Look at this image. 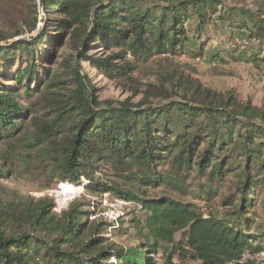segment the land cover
<instances>
[{
	"label": "trees",
	"instance_id": "1",
	"mask_svg": "<svg viewBox=\"0 0 264 264\" xmlns=\"http://www.w3.org/2000/svg\"><path fill=\"white\" fill-rule=\"evenodd\" d=\"M26 1V18L0 37V183L38 165L48 189L87 181L99 200L108 193L149 215L134 222L141 243L103 247L105 224L90 220L84 206L56 215L48 198L14 199L0 206V264H176L174 256L258 264L244 257L264 249L254 244L260 236L249 234L250 194L264 192V105L204 87L173 61L203 57L211 24L263 52L264 6L252 12L223 0H38L42 29L28 42L9 43L37 30V0ZM51 40L66 42L69 52L46 58ZM17 58L23 62L14 70ZM84 63L113 83L132 84L140 100L100 102ZM143 68L155 83L135 84ZM101 170L116 180L99 182ZM192 176L235 180V193L221 199L229 219L205 218L174 198L189 193Z\"/></svg>",
	"mask_w": 264,
	"mask_h": 264
},
{
	"label": "rangeland",
	"instance_id": "2",
	"mask_svg": "<svg viewBox=\"0 0 264 264\" xmlns=\"http://www.w3.org/2000/svg\"><path fill=\"white\" fill-rule=\"evenodd\" d=\"M223 2L228 6L249 9L252 12L257 7L264 6V0H223ZM28 6L26 0H0V37L13 32L22 19L26 18ZM35 12L38 13L37 30L32 34H23L21 37L14 38L8 41L9 43L20 39L28 42L42 29L44 25L43 15L38 0L36 1ZM228 33L222 30L219 24H211L207 27L206 34L202 36V42L205 44V55L195 59L185 54L173 61V64L180 67V71L185 76L198 80L204 87L220 94L233 93L242 102L249 101L253 106H263L264 51L258 52L252 42L245 40L241 42V38L236 32ZM5 43L4 41L0 42V47L4 46ZM97 48L96 45L92 47L90 53H96ZM63 51L69 52L66 42L51 40L44 53L45 57L49 58L51 53L59 55ZM254 55L258 56L257 62L248 61ZM22 62L23 59L17 58L13 64V69L19 67ZM156 62L157 59L153 60L149 67L156 68ZM50 65V61H47L45 67ZM83 68L95 85L96 95L100 102L121 103L130 100L132 104H136L140 100V97L132 96V92L129 90L132 84L124 87L123 84L113 83L100 73L94 72L86 63L83 64ZM8 69L7 67L4 70L7 71ZM156 78V75H152L147 68H143L141 74L134 76L135 84L141 85L153 84L156 82ZM34 169L20 177H13L0 183V206L18 198H33L34 200L48 198L54 202L53 213L59 215L71 204L81 205L91 212L90 220L92 216H96L94 222L105 224L103 237L106 241L103 247L128 248L141 243L138 234L139 229L134 222L137 221L142 224L149 215L147 212L135 207L132 203L120 201L108 193L103 195L100 201L99 198L86 190L91 185L87 181L83 182V180L79 185L58 182L48 189L45 187V175L42 173V168L36 165ZM94 178H99V182L103 184L110 180H116L113 172L107 170H101ZM188 182L190 184L189 193L182 198L174 197L175 199L192 204L205 218L212 215L218 219H229V217H225L221 207V199L235 193L236 183L234 179L229 177L221 182H210L206 178L192 176ZM133 191L138 192L135 189ZM205 191H210L212 197L207 198L203 195ZM163 194V190L147 191V195L153 197H159ZM250 197L255 199V203L249 214L250 216L254 215L249 234L260 236L254 244L264 248V192L256 195L250 194ZM92 202L95 204L94 211L91 209ZM97 202L99 205L96 208ZM121 202L124 203L121 206V215L114 221L116 211L114 215L110 212L117 210L114 208L118 207ZM243 218L244 216L241 217V222ZM175 239L176 241L180 239V233L175 236ZM155 258L159 259L160 255H156ZM248 259L254 260L258 264H264V249L252 257L246 254L244 260ZM174 262L176 264H196L182 262L177 256H174Z\"/></svg>",
	"mask_w": 264,
	"mask_h": 264
},
{
	"label": "built area",
	"instance_id": "3",
	"mask_svg": "<svg viewBox=\"0 0 264 264\" xmlns=\"http://www.w3.org/2000/svg\"><path fill=\"white\" fill-rule=\"evenodd\" d=\"M122 204H124L123 202H121V204L118 206V207H115L114 209H117V210H114V211H111L110 213L111 214H113L114 215V213H115V211H116V218H113V220L115 221L116 219H118V217H119V215H121V206H122ZM94 208H95V204L92 202V210L94 211ZM106 217H108L107 216V214H106ZM94 219H96V216H92L91 217V220H94ZM110 219H112V218H110Z\"/></svg>",
	"mask_w": 264,
	"mask_h": 264
}]
</instances>
